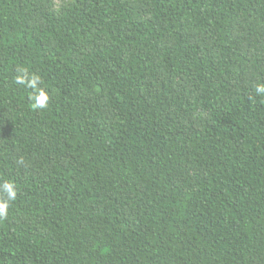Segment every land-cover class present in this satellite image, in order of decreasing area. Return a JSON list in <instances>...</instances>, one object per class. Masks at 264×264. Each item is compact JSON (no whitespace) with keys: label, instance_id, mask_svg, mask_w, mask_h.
<instances>
[{"label":"trees","instance_id":"trees-1","mask_svg":"<svg viewBox=\"0 0 264 264\" xmlns=\"http://www.w3.org/2000/svg\"><path fill=\"white\" fill-rule=\"evenodd\" d=\"M257 85L264 0H0V264H264Z\"/></svg>","mask_w":264,"mask_h":264},{"label":"clouds","instance_id":"clouds-1","mask_svg":"<svg viewBox=\"0 0 264 264\" xmlns=\"http://www.w3.org/2000/svg\"><path fill=\"white\" fill-rule=\"evenodd\" d=\"M21 71H23V69ZM16 79L18 83H21V84L24 83L22 76H18ZM37 79L38 78L34 77L29 83L34 86L35 81ZM255 91L257 92V94H264V85H257ZM34 99H35V104L33 105L34 107H44L46 100H47V95L43 91H41V94L39 95V97L38 98L35 97ZM37 99H39L40 101H44V103L38 104ZM0 188H2L3 192L7 193L8 200L15 199L16 191L14 190V186L12 183L5 182L2 185H0ZM8 207L9 205L6 201L0 200V217H4L7 215Z\"/></svg>","mask_w":264,"mask_h":264}]
</instances>
